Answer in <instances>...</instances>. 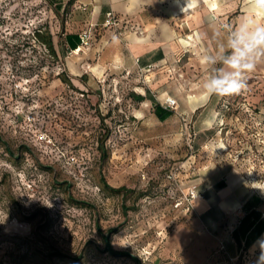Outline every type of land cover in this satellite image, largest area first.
<instances>
[{
    "label": "rangeland",
    "instance_id": "obj_1",
    "mask_svg": "<svg viewBox=\"0 0 264 264\" xmlns=\"http://www.w3.org/2000/svg\"><path fill=\"white\" fill-rule=\"evenodd\" d=\"M67 21L46 0H0V264H252L259 248L230 240L238 222L206 237L195 202L233 177L264 218V75L203 104L211 70L190 48L145 66L125 34L96 26L64 55ZM110 229L132 259L105 252Z\"/></svg>",
    "mask_w": 264,
    "mask_h": 264
},
{
    "label": "crops",
    "instance_id": "obj_2",
    "mask_svg": "<svg viewBox=\"0 0 264 264\" xmlns=\"http://www.w3.org/2000/svg\"><path fill=\"white\" fill-rule=\"evenodd\" d=\"M46 1L58 13L67 12V23L71 22L75 28L73 31L65 30L61 38H58L64 55L69 51L74 53L77 49L76 53L79 54L83 47L80 35L84 28L89 25L101 27L107 13L114 12L121 20H132L135 23L132 29L125 32L123 38L130 61L140 57L145 66L168 62L172 65L183 46H186L201 58L202 66L210 70L212 66L205 64L203 57L212 55L221 58L230 32L238 28L243 22V17L251 11L248 0H193L186 11H183L186 0ZM261 22H264V17ZM108 31L113 33L110 29ZM253 72L264 75V58L255 70L246 75ZM211 97L206 96L203 104H207ZM235 184L236 180L229 177L227 180H218L202 190L205 196L196 200L195 211L204 216V227L199 223L197 225L200 232L208 237L212 226H216L213 228H217V235H222L228 232L227 225L231 226L236 220L238 224L232 228L230 237L233 248L243 250L250 247L255 251L258 248L254 247L256 241L264 237L263 232L254 239L257 232L255 224L264 218L258 208H249L250 197L240 201L234 198L232 194L235 192ZM239 210L241 216L237 219L233 214ZM213 214L216 215V220L212 219ZM245 217L247 219L244 221ZM253 223L254 226L251 227ZM194 248L200 256L208 254L206 247L201 244L194 245Z\"/></svg>",
    "mask_w": 264,
    "mask_h": 264
},
{
    "label": "clouds",
    "instance_id": "obj_3",
    "mask_svg": "<svg viewBox=\"0 0 264 264\" xmlns=\"http://www.w3.org/2000/svg\"><path fill=\"white\" fill-rule=\"evenodd\" d=\"M192 2L193 0H186L183 11ZM248 3L250 14L245 15L241 25L230 32L223 56L203 57V62L212 66L203 83L208 96L239 94L247 87L246 73L255 70L264 58V22H261L264 17V0H248ZM254 247L259 248V255L252 264H264V237L258 239Z\"/></svg>",
    "mask_w": 264,
    "mask_h": 264
},
{
    "label": "built area",
    "instance_id": "obj_4",
    "mask_svg": "<svg viewBox=\"0 0 264 264\" xmlns=\"http://www.w3.org/2000/svg\"><path fill=\"white\" fill-rule=\"evenodd\" d=\"M134 22L132 20H121L114 12H109L106 15L104 23L101 25V28L110 29L115 32L118 31L120 35H124L127 30H130L134 27ZM96 26H92L88 30L82 31L80 35L81 45L87 46L89 41L92 39L93 33ZM163 107L165 109H176L178 107L177 101L172 97H167L164 101Z\"/></svg>",
    "mask_w": 264,
    "mask_h": 264
},
{
    "label": "trees",
    "instance_id": "obj_5",
    "mask_svg": "<svg viewBox=\"0 0 264 264\" xmlns=\"http://www.w3.org/2000/svg\"><path fill=\"white\" fill-rule=\"evenodd\" d=\"M47 44H49V47L52 49V42L49 41ZM156 115L158 116V118L160 120H164L166 117H168L169 115H171V112H168L166 110H164L161 106H157L156 108ZM108 190H110L111 192L114 193H120L123 189H113L109 186L106 187ZM247 219V217H245L244 221ZM254 226V223L251 225V227ZM255 229H256V234L254 236V239L258 238L263 232H264V219L260 220L257 224H255ZM117 232L116 229H110L107 234L101 233L102 235V240L104 242V250L105 252H108L110 255L115 256V257H127V258H133L130 253L128 252H123V251H118L115 250L112 246L111 243V235L115 234ZM250 244V243H249ZM248 244V245H249ZM55 256H59V257H65L64 255H62L61 253H56Z\"/></svg>",
    "mask_w": 264,
    "mask_h": 264
},
{
    "label": "bare ground",
    "instance_id": "obj_6",
    "mask_svg": "<svg viewBox=\"0 0 264 264\" xmlns=\"http://www.w3.org/2000/svg\"><path fill=\"white\" fill-rule=\"evenodd\" d=\"M80 50V49H79ZM78 51V49L76 51H74L75 54H77L76 52Z\"/></svg>",
    "mask_w": 264,
    "mask_h": 264
}]
</instances>
